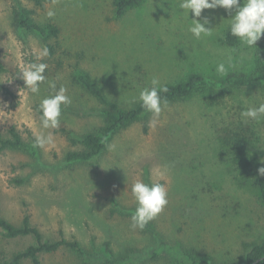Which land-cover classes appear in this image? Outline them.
Returning <instances> with one entry per match:
<instances>
[{
  "label": "rangeland",
  "instance_id": "rangeland-1",
  "mask_svg": "<svg viewBox=\"0 0 264 264\" xmlns=\"http://www.w3.org/2000/svg\"><path fill=\"white\" fill-rule=\"evenodd\" d=\"M112 2L46 0L35 7L28 0H0V63L6 69L0 74V135L7 138L12 129L23 143L21 149H0V214L16 226L28 216L46 240L62 232L92 256L88 264H106L109 254L114 264H178L182 254L210 257L215 264L239 261L244 243L264 238V207L243 170L245 164L250 171L264 164V119L245 123L241 117L264 102V91L236 92L237 98L212 105H204L201 96L166 105L155 123L148 116L146 132L141 122L134 123L115 133L94 160L71 164L66 154L80 148L82 135L103 125L99 105L72 83V75L87 73L108 99L128 109L153 77L165 85L191 73L218 79L255 74L264 45L225 43L231 13L223 8L203 11L199 19L208 17L207 26L214 29L196 40L188 31L194 17L179 8L180 0H146L123 16H116ZM14 8L33 10L41 25H57L58 39L48 41L55 47L53 56H41L44 42L12 25ZM50 9L56 13L52 18L46 15ZM220 62L228 67L227 75L216 72ZM33 63L48 66L35 94L21 78ZM60 87L71 103L62 105L57 128L44 129L41 101ZM231 121L237 128L229 130L246 133L257 147L252 158L230 149L226 126ZM40 134H51L53 142L35 146ZM157 167L167 168L159 182L167 188L168 204L151 221L152 232L133 229L132 185L156 181L152 170ZM32 243L29 237L5 240L0 235V252L11 254ZM39 260L81 263L66 249Z\"/></svg>",
  "mask_w": 264,
  "mask_h": 264
},
{
  "label": "trees",
  "instance_id": "trees-1",
  "mask_svg": "<svg viewBox=\"0 0 264 264\" xmlns=\"http://www.w3.org/2000/svg\"><path fill=\"white\" fill-rule=\"evenodd\" d=\"M28 1L35 7H42L46 0ZM145 1L146 0H113L112 5L116 16H123L129 10L140 8ZM34 13L33 10L26 8H14L11 12L12 25L19 31L32 33L38 36L44 42L45 48L48 50V55L53 56L55 47L48 44V41L58 39L60 30L54 23L39 24L34 18ZM225 43L233 46L238 44L239 41L237 38L231 36L230 31L227 30L225 33ZM258 43H263L264 45V37H262ZM262 48L264 49V47ZM257 55H259V57L256 61L258 65L255 74L230 75L218 79L201 73H191L180 82L165 84L168 91L161 93V95L166 98L167 105L194 100L197 96H201L204 105H212V103L229 99L230 96H232L233 99L234 97L237 98L236 92L264 91V50L258 52ZM5 72V67L0 63V74ZM72 83L80 86L81 89L99 105L100 109L98 110V115L102 118L103 125L98 132L82 135L78 142L80 148L76 151H69L65 157L66 162L71 164H84L94 160L105 152L115 133L134 123L141 122L143 131L146 132L148 130L147 120L151 113L146 112L141 107L139 101L128 109L120 106L116 102L108 99L98 82L92 79L87 73L78 72L72 75ZM238 107L240 108V106ZM234 124L235 123L231 121L229 126H226L227 130H229V128H237ZM229 131L227 135L230 140L228 139L227 143L230 142L232 144L231 146L233 148H230L231 150L236 148L239 153L251 158L258 153L257 147L252 140L246 136V133L242 134L234 130ZM22 146V140L14 130L11 129L9 131V137L7 138L0 135V149H21ZM30 148L33 153L35 148L33 145H31ZM260 167H264V164ZM259 168L250 171L247 170L246 164L243 166L244 172L249 174V177L253 180V186L264 207V176L258 173ZM142 231L152 232V222ZM0 235L5 240L26 237L33 239L31 245L20 251L11 254L0 252V264H22L25 260L31 261L32 264H39V258L42 254H53L61 249L76 253L81 259L80 264H88V261L92 258L90 254L86 253L81 248L76 240L66 239L62 232L58 234V238L55 240L44 239L41 232L31 224L28 216H24L20 225L16 226L4 219L0 214ZM243 248L244 252L239 258L240 260L229 264H264V238L259 241L247 244L244 243ZM177 261L178 264H215L210 257L198 260L191 254H182L177 258ZM105 263H115L114 260H111V254L105 259Z\"/></svg>",
  "mask_w": 264,
  "mask_h": 264
},
{
  "label": "clouds",
  "instance_id": "clouds-1",
  "mask_svg": "<svg viewBox=\"0 0 264 264\" xmlns=\"http://www.w3.org/2000/svg\"><path fill=\"white\" fill-rule=\"evenodd\" d=\"M179 8L189 18L191 12L194 18L190 19L191 24L188 31L196 40L203 37L211 36L213 29L208 27L211 23L208 17L201 16L204 10H215L223 8L230 15L229 31L231 36L238 39L240 44L246 48H257V42L264 37V0H180ZM48 18L56 15L54 10H48L46 13ZM48 50L45 48L41 56H47ZM228 64H231L229 57ZM45 63H33L21 71V78L25 82L27 88L32 93H38L40 84L46 79L44 73L47 69ZM216 72L220 75H227L228 67L224 62H220L216 66ZM50 87L56 89L55 83H51ZM168 91L166 85L162 84L160 79L153 77L150 85L144 87L138 97L141 107L153 116V123L159 118L163 111V107L167 105L166 98L161 93ZM66 88L60 87L55 93L41 101L40 109L42 112L41 123L44 129L57 128L60 124V116L62 105L71 103ZM244 122L260 121L264 119V102L256 107H249L241 112ZM53 142L51 134H40L35 137V146L44 148ZM264 163V161H262ZM153 175L158 179L151 183L136 181L132 185V195L136 201L135 212L132 215L133 229L139 228L143 230L151 221L161 214L168 204V191L164 183L159 182L167 175L166 167H157L152 170ZM258 173L264 176V167L258 169Z\"/></svg>",
  "mask_w": 264,
  "mask_h": 264
}]
</instances>
